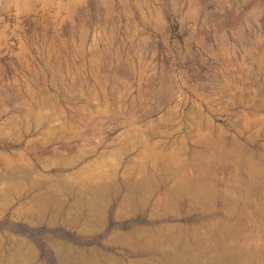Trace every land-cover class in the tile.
Here are the masks:
<instances>
[{
  "label": "rangeland",
  "instance_id": "rangeland-1",
  "mask_svg": "<svg viewBox=\"0 0 264 264\" xmlns=\"http://www.w3.org/2000/svg\"><path fill=\"white\" fill-rule=\"evenodd\" d=\"M172 245L264 264V0H0V264Z\"/></svg>",
  "mask_w": 264,
  "mask_h": 264
},
{
  "label": "bare ground",
  "instance_id": "bare-ground-1",
  "mask_svg": "<svg viewBox=\"0 0 264 264\" xmlns=\"http://www.w3.org/2000/svg\"><path fill=\"white\" fill-rule=\"evenodd\" d=\"M148 182H150V181L148 180ZM97 202L94 201V204H91V205H93V206H91L92 209H93V211H98L99 210V207L100 206H98ZM98 213L101 214L100 210H99ZM97 217H98V215H97ZM153 233L155 234V232H153ZM156 235H158V234H156ZM154 238H155V236L152 237V233L145 232L143 230L141 231V230H138L137 229L136 231L130 232V233H126V232L125 233H117V234H115L112 237V241H111V239H110V241L113 242V244L114 243L115 244H120L122 246L123 245H130V246L138 247L139 245H143V246L144 245H148L147 246V250H149V249H156V248L158 249L159 245L157 247V246H154V243L153 242H152L153 244L150 243ZM155 245H157V244H155ZM167 245L168 244H166V246ZM71 252H69L70 253L69 255H70L71 259H72L71 261L74 262L73 264H128L126 262L121 261L122 259L119 260L117 257H114V255L104 254V253H98L96 251L95 252L94 251L92 252V250H91V252H86V251H81V250L80 251H77V252H73V251H71ZM188 253H189V251H188ZM188 253H187V250L185 248H183L181 246H173L172 245V246H170V249L167 252H164V251L161 252L160 255H159V259L156 260V261H154V263H152V264H175V261L176 260L185 259L186 256L188 255ZM130 264H134V262L133 263H130ZM210 264H217V263H210Z\"/></svg>",
  "mask_w": 264,
  "mask_h": 264
}]
</instances>
